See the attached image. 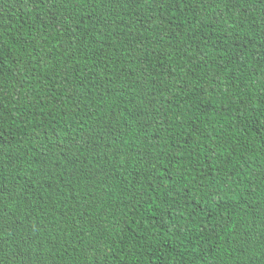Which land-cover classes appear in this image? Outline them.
<instances>
[{"label": "trees", "instance_id": "obj_1", "mask_svg": "<svg viewBox=\"0 0 264 264\" xmlns=\"http://www.w3.org/2000/svg\"><path fill=\"white\" fill-rule=\"evenodd\" d=\"M0 264H264V0H0Z\"/></svg>", "mask_w": 264, "mask_h": 264}]
</instances>
